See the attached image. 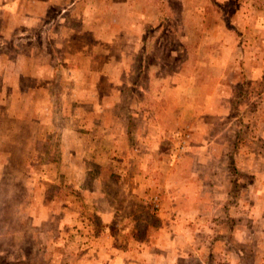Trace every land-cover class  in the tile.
Returning a JSON list of instances; mask_svg holds the SVG:
<instances>
[{
    "label": "rangeland",
    "instance_id": "1",
    "mask_svg": "<svg viewBox=\"0 0 264 264\" xmlns=\"http://www.w3.org/2000/svg\"><path fill=\"white\" fill-rule=\"evenodd\" d=\"M0 264H264V0H0Z\"/></svg>",
    "mask_w": 264,
    "mask_h": 264
}]
</instances>
